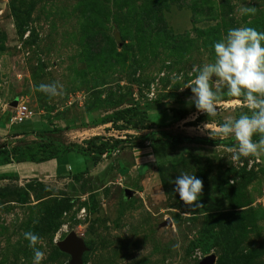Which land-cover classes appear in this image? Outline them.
Instances as JSON below:
<instances>
[{"label": "rangeland", "instance_id": "1", "mask_svg": "<svg viewBox=\"0 0 264 264\" xmlns=\"http://www.w3.org/2000/svg\"><path fill=\"white\" fill-rule=\"evenodd\" d=\"M12 1L0 0V123L10 119L0 134V150H19L0 154V179L7 178L0 180V264H33L23 233L34 230L47 203L62 197L71 207L58 218L56 231L39 236L41 264L69 263L70 255L57 244L70 232L86 247L82 264H199L209 254L214 264H227L223 240L208 254L193 244L229 212L237 215L233 252L247 264H264V153L234 160V137L214 135L225 119L249 109L243 97L228 96L222 85L217 115L207 116L197 112L187 88L195 77L192 67L214 61L213 45L229 29L264 32V0L169 1L161 10L169 44L156 37L123 41L111 21L101 29L114 41L113 60L92 53L87 43L93 0H16L14 12ZM99 1L117 11L112 0ZM243 6L257 11L241 14ZM124 12H118L121 24L127 23ZM54 82L62 86L60 95L35 90ZM18 106H27L30 122L39 120L40 138L15 137L22 130L12 127L19 125L11 121ZM128 109L139 116L103 122ZM163 134L232 142L172 144ZM94 137L106 142L111 154L84 166ZM153 138L161 141L156 151ZM63 146L81 153L64 156L67 170L59 174L43 169L33 175L29 166L16 165L22 153L41 160L65 152ZM182 173L203 181L200 206L184 205L173 191L172 182ZM21 190L28 195L25 204L19 203ZM90 205L96 214L89 213Z\"/></svg>", "mask_w": 264, "mask_h": 264}, {"label": "clouds", "instance_id": "2", "mask_svg": "<svg viewBox=\"0 0 264 264\" xmlns=\"http://www.w3.org/2000/svg\"><path fill=\"white\" fill-rule=\"evenodd\" d=\"M256 11L252 6H243L240 9L244 15H254ZM213 47V62L192 67L195 77L187 86L192 94L189 99L197 112L215 117L222 85L226 87L228 96L243 97L249 111L241 113L238 118L225 119L214 135L234 137L237 145L232 150L234 160L264 153V32L253 27L232 28L223 39L214 43ZM182 78L181 75L177 80ZM213 83L216 84L215 90ZM61 87L55 82L42 83L35 87V90L55 97L61 94ZM256 134H259L260 138L253 141L252 138ZM172 183L175 184L173 191L178 194L184 205H199L203 191L201 179L182 173ZM23 238L28 241V246L33 251V264H41L44 252L37 248L41 238L32 231L24 232Z\"/></svg>", "mask_w": 264, "mask_h": 264}, {"label": "trees", "instance_id": "3", "mask_svg": "<svg viewBox=\"0 0 264 264\" xmlns=\"http://www.w3.org/2000/svg\"><path fill=\"white\" fill-rule=\"evenodd\" d=\"M12 1L11 7L13 8L12 11L14 12V2ZM142 2L140 5L136 4V0H112L113 8L117 11L115 13L111 12V9L108 5H103L99 0H93L90 3V40L87 43H90V50L92 53L102 54L105 53V59H115L118 56V52H116V47L114 45V41L104 30L101 29L106 23H110L111 21L116 25L117 33L120 38L124 41L126 39H135L139 41L150 40L151 38H161L163 43H168L170 37L164 28V22L161 15V10L164 5H166L169 1L174 0H141ZM122 13L127 21L126 24H121L119 21V14L118 12ZM121 16V15H120ZM123 48L131 47L123 43ZM12 110H10L11 112ZM14 111V109H13ZM125 115H133L139 116L138 113L134 110H123L116 112L109 118H105L103 120L104 123H112L115 124L120 120L125 118ZM10 119L7 115L4 120H1L0 123V134L7 129L8 123ZM21 127V132L16 133L15 137H22L33 135L35 137L40 138L41 134V124L38 119L33 120L30 122L29 118L25 121L19 123V125H14L12 127ZM142 128L150 129L147 126L144 127L142 123ZM14 129V128H13ZM164 138L169 141V143L176 144V143H185V144H197V145H206V146H222L226 145L227 143H231L232 140H228L227 142L217 139L213 140L210 138H200V137H189V136H168L163 134ZM259 134L253 136V141L259 140ZM91 144L90 156L88 155L87 158L84 159V163H89L92 161L93 165H96L104 153H107L106 156H109L110 149L107 148V143L102 142L100 138L94 137L92 140H89ZM117 143H119L117 141ZM161 141L159 139H151V147L154 151H156L157 146H160ZM46 146H48L46 144ZM64 147V146H63ZM19 148L7 151L5 148L0 150L1 153L7 152L8 154H12L16 152L17 155ZM60 154H53L51 153L50 156L46 157L45 159L36 160L34 157H25L24 153L20 154L16 157V163H25V162H45L52 159H60L64 158V156L68 155L69 152H76L81 153L77 150H70V148L64 147ZM112 151V150H111ZM8 161V160H6ZM2 164V163H1ZM122 171H126L125 168H121ZM87 170V169H86ZM84 170V172L86 171ZM121 171V170H120ZM59 174V172L57 173ZM78 174L73 175L75 178ZM7 179L4 176L0 179ZM221 182V178H220ZM217 189H221V185L217 186ZM17 196L20 198L19 203L25 204L26 200L28 199V195L26 192L18 191ZM95 201L94 195L89 196V202L93 204ZM71 207L67 198L62 197L58 200H53V202L47 203L44 208L42 209V217L39 222L35 225L34 232L38 236L43 234L51 233L57 230L58 228V218L61 217L62 213ZM89 213L96 214V207L94 205H90ZM223 217L219 219V222L205 230L200 237L197 239L196 243L193 244V248H199L204 254L210 253L211 249L215 248L217 245L221 244V240L224 241L226 249L224 253V261L229 264H247V259L245 256H239L237 253L233 252L231 247L232 238L231 234L233 233V227L236 225L237 215L234 212H229L222 215ZM229 242V243H228ZM235 251V250H234ZM229 253V254H228ZM63 254V251H62ZM86 254V253H85ZM84 262V260H83Z\"/></svg>", "mask_w": 264, "mask_h": 264}, {"label": "water", "instance_id": "4", "mask_svg": "<svg viewBox=\"0 0 264 264\" xmlns=\"http://www.w3.org/2000/svg\"><path fill=\"white\" fill-rule=\"evenodd\" d=\"M121 45H122V42L119 43V46ZM17 103H18V100H14L10 104V107L12 108L16 107ZM125 193H127L128 195H131L132 191H128L127 189H125ZM57 245L61 251L70 255V261L68 264H82V255L86 251V247L84 246L82 239H80L74 232L68 233L63 238V240L58 242ZM214 262H215V256L213 254H209L208 256H205L199 262V264H214Z\"/></svg>", "mask_w": 264, "mask_h": 264}, {"label": "crops", "instance_id": "5", "mask_svg": "<svg viewBox=\"0 0 264 264\" xmlns=\"http://www.w3.org/2000/svg\"><path fill=\"white\" fill-rule=\"evenodd\" d=\"M68 155H70V153ZM68 155H66L65 157L68 158ZM62 159L63 158L56 159V160L55 159H52V160H48V161H45V162H39V163H35V162H25V163H18L16 165L17 166H20V165H27V166H29V168L32 170V174L33 175L40 174L42 171H44L43 169H45L46 172L49 169L50 170H53L52 173L51 172H48L49 174H52L53 175V173L57 174L58 172H63V170H67V167H65L67 165V163L66 164L63 163L62 162ZM53 163H55V165ZM81 164H83V163H81ZM11 165L12 164H10V166ZM13 165H15V164H13ZM84 166H85V163H84ZM79 167H81V166H79Z\"/></svg>", "mask_w": 264, "mask_h": 264}, {"label": "built area", "instance_id": "6", "mask_svg": "<svg viewBox=\"0 0 264 264\" xmlns=\"http://www.w3.org/2000/svg\"><path fill=\"white\" fill-rule=\"evenodd\" d=\"M29 118V111L27 106H18L14 109V116L12 117V123H21ZM104 156L107 155V153L103 154Z\"/></svg>", "mask_w": 264, "mask_h": 264}]
</instances>
